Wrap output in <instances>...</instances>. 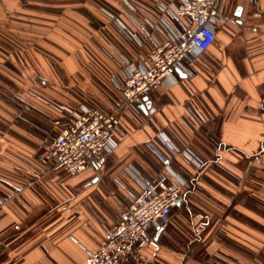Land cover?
<instances>
[{
	"label": "crops",
	"instance_id": "0c3cea01",
	"mask_svg": "<svg viewBox=\"0 0 264 264\" xmlns=\"http://www.w3.org/2000/svg\"><path fill=\"white\" fill-rule=\"evenodd\" d=\"M176 3L0 0V264H84L138 196L131 171L153 177L170 155L183 197L127 264H264V0H227L192 74L141 116L112 82L151 51L149 23L178 27ZM82 106L119 114L116 147L75 177L46 169L54 122Z\"/></svg>",
	"mask_w": 264,
	"mask_h": 264
},
{
	"label": "built area",
	"instance_id": "2783aa9c",
	"mask_svg": "<svg viewBox=\"0 0 264 264\" xmlns=\"http://www.w3.org/2000/svg\"><path fill=\"white\" fill-rule=\"evenodd\" d=\"M175 1L173 19L178 27L167 25L163 29L156 23H149L152 27L151 51H143L140 60L122 81L116 75L112 76L125 105L137 116L142 115L150 94L177 78L178 71L192 74V65L214 44L217 25L227 6V0ZM125 34L141 42L137 34ZM115 55L118 62H129L123 53ZM69 111L75 116L74 122L68 126L54 122L58 133L44 146L39 163L46 169L75 177L94 168L116 147L115 137L121 119L117 112L87 106H82L78 112ZM171 152L174 157L180 154L173 147ZM159 158L162 168L153 177L135 169L131 171L139 187L138 196L124 208L117 225L104 234L100 247L89 254L84 264H127L137 250H143L153 242L152 228L160 230L169 221L183 197L186 182L172 169L171 155Z\"/></svg>",
	"mask_w": 264,
	"mask_h": 264
},
{
	"label": "rangeland",
	"instance_id": "374dc122",
	"mask_svg": "<svg viewBox=\"0 0 264 264\" xmlns=\"http://www.w3.org/2000/svg\"><path fill=\"white\" fill-rule=\"evenodd\" d=\"M43 150V149H42ZM42 150H41V152H42ZM41 152H40V154H41ZM40 154H39V156H40ZM186 186H187V184H186ZM185 191V190H184ZM172 217H173V215H171V217L169 218V221L168 222H170L171 221V219H172ZM167 222V223H168ZM169 225V224H168ZM168 227V226H167Z\"/></svg>",
	"mask_w": 264,
	"mask_h": 264
},
{
	"label": "water",
	"instance_id": "95a60500",
	"mask_svg": "<svg viewBox=\"0 0 264 264\" xmlns=\"http://www.w3.org/2000/svg\"><path fill=\"white\" fill-rule=\"evenodd\" d=\"M178 73L181 75V72H180V71H178ZM160 233H161V232L158 233L157 238L159 237Z\"/></svg>",
	"mask_w": 264,
	"mask_h": 264
}]
</instances>
